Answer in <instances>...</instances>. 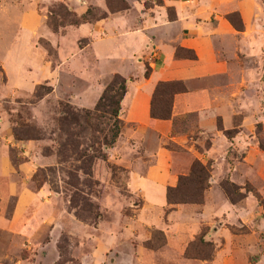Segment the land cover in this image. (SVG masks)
Here are the masks:
<instances>
[{"label": "crops", "instance_id": "1", "mask_svg": "<svg viewBox=\"0 0 264 264\" xmlns=\"http://www.w3.org/2000/svg\"><path fill=\"white\" fill-rule=\"evenodd\" d=\"M143 1L126 0L129 8L125 10L54 31L42 10L45 5L63 2L81 15L90 5L108 11L105 0H0V99L30 97L36 85L45 83L52 90L40 102L53 97L91 109L111 76L122 75L127 90L119 117L124 126L114 145L106 149V162L128 172L129 192L143 199L136 222L146 226L155 223L146 211L162 209L167 186H174L179 173L186 174L190 167L191 160L182 171L173 170L174 150L166 144L180 147L187 141V136L174 134V119L195 113L202 133L214 135V145L218 139L227 142L219 129L215 131L216 114L221 116L223 129L232 128L233 116L240 112V88L254 79V70H245L244 65H254L249 50L261 51L264 46V0H161V4L149 0L148 7ZM167 8L172 9L173 18ZM232 12L240 15L242 30L226 18ZM40 39L54 48V62ZM177 47L193 51L196 58L176 56ZM244 49L240 58L238 53ZM146 64L151 69L148 77H144ZM173 80L182 81L187 91L174 94L170 119L152 118L156 84ZM219 81L225 85L212 86ZM149 132L153 142L146 139ZM14 147L19 150L15 158L11 156ZM186 149L196 156L191 148ZM215 151L212 146L208 155ZM140 154L148 158L143 172L136 168L137 159L143 160ZM55 159L54 154L40 153L37 140H16L10 121L0 113V181L5 188L0 200L13 198L9 214L0 206V228L24 246L56 242L69 223L72 229L77 226L71 218L62 222L60 193L47 184L36 187L32 181L38 167L54 165ZM123 228L124 234L132 232L130 225Z\"/></svg>", "mask_w": 264, "mask_h": 264}, {"label": "rangeland", "instance_id": "2", "mask_svg": "<svg viewBox=\"0 0 264 264\" xmlns=\"http://www.w3.org/2000/svg\"><path fill=\"white\" fill-rule=\"evenodd\" d=\"M150 4L149 0L143 1L145 7ZM92 7L96 13L103 11ZM56 9V3L42 7L47 14L49 10ZM39 42L54 62V48L45 40L40 39ZM261 47V51L254 48L247 52L253 53L254 65H244V69L251 71L252 68L254 79L244 82L240 88V112L233 116L229 136L224 133L223 124L222 129L218 128L217 124L222 123V119L216 114L215 131L219 129L228 139L225 144L218 139V145H214V135L202 133L195 113L182 114L174 119V134L187 136L180 150H174V172L182 171L194 158L211 162L210 186L204 191L203 202L177 204L168 213L165 212L167 203L162 209L146 211L155 222L146 226L136 222L143 199L141 194L129 192L126 185L128 172L102 159H97L93 165V178L98 185L89 195L98 206L100 218L83 221L76 218L70 209L71 187L65 181L66 171L73 162L58 163L56 150L63 138L60 137L58 118L67 107L65 103L78 110L86 108H78L66 99L53 97L40 102L41 98H34V92L30 97L0 99V113H5L12 128L19 127L32 140H37L42 155H55L56 163L38 167L32 181L36 187L43 181L42 185L47 184L51 190L60 193L65 214L62 222L71 218L77 223L73 229L69 223L56 242L47 240L38 245L29 242L25 243L26 246L6 229L0 228V264H264V149L260 147V142H264V46ZM238 54L243 58L245 49ZM182 84L185 87L183 92H186L187 87ZM211 84L219 89L225 85L223 81ZM38 90L44 91L43 88ZM82 135L78 136L80 141L86 138ZM146 139L153 142L152 132ZM144 146L152 148L149 143H144ZM212 146H216V151L208 155ZM187 147L195 151L196 156L192 157ZM18 153V148L11 149L13 158ZM141 155L143 160H136V168L143 172L148 158ZM109 165L116 168L112 171ZM224 179L239 187L243 193L239 200L232 202L224 194L220 187ZM4 192V183L0 181V196ZM1 200L3 213L9 214L13 198ZM124 224L132 228L130 234L123 233Z\"/></svg>", "mask_w": 264, "mask_h": 264}, {"label": "trees", "instance_id": "3", "mask_svg": "<svg viewBox=\"0 0 264 264\" xmlns=\"http://www.w3.org/2000/svg\"><path fill=\"white\" fill-rule=\"evenodd\" d=\"M105 2L108 11L96 13L95 7L89 6L81 15L69 10L63 2L56 3L57 9L49 10L50 13L47 14V24L54 31H58L59 27L65 24L78 25L82 22H94L107 17L109 13L129 8V4L125 0H105ZM158 4H161V0H158ZM171 10V8H167L169 18H173ZM226 18L236 30L243 29L240 15L237 12L228 13ZM175 55L191 59L196 58L193 51L182 47L176 48ZM150 71V67L146 64L144 77H148ZM39 88H43L44 91H39ZM51 90V86L39 84L34 91V98L39 100ZM126 90V79L119 73H114L93 108L78 110L69 103H65L64 105L67 107L62 110L58 118L60 137L63 136V138L59 141L56 156L59 164L69 160L73 162L71 168L66 171L67 179L65 182L71 187V194L68 199L69 207L74 216L80 220L98 219L101 216L97 211L98 206L89 198L93 188L98 185V181L93 178V165L97 159L107 160L105 149L112 147L121 133L123 121L119 117V111ZM183 91H185V87L179 80L159 81L154 88L151 99V117L170 119L172 98L174 94ZM23 126L20 125V127ZM217 126L222 129L221 123H218ZM30 128L35 129L34 126ZM12 131L18 140L31 139L19 127H13ZM230 132V130H224L227 136ZM80 134L86 136L83 141L78 139ZM206 146L209 147V144L206 143ZM166 147L171 150H180V147L171 143L166 144ZM260 147L264 149V142H260ZM109 167L112 171L116 168L113 165H109ZM211 169L210 161L203 163L194 158L188 172L178 176L176 185L167 186L166 203L168 207L165 212L168 213L175 208V205L181 203H202L204 191L210 186ZM42 183L43 181L36 185L39 187ZM220 187L232 202L243 196L239 187L228 179L222 180Z\"/></svg>", "mask_w": 264, "mask_h": 264}]
</instances>
